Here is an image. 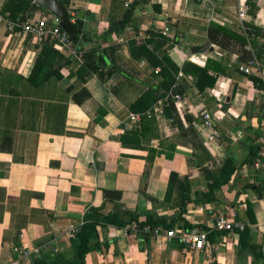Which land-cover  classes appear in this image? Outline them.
<instances>
[{"label":"crops","instance_id":"crops-1","mask_svg":"<svg viewBox=\"0 0 264 264\" xmlns=\"http://www.w3.org/2000/svg\"><path fill=\"white\" fill-rule=\"evenodd\" d=\"M29 1L0 0V13L14 24L47 19L54 27ZM61 1L84 39L54 47L62 58L42 85L28 80L41 45L0 24V264L26 248L40 249L31 264L72 257L86 212L115 206L141 222L171 221L176 237L98 227L99 250L85 264H264V0ZM90 52L104 61L83 72ZM251 60L257 66L241 72ZM167 61L178 72L166 90ZM83 89L89 97L76 103ZM150 90L164 98L132 112ZM134 130L139 141L122 145ZM225 161L234 167L230 180L207 195ZM222 214H233L247 235L213 230ZM200 230L207 246L184 250L177 237Z\"/></svg>","mask_w":264,"mask_h":264},{"label":"trees","instance_id":"trees-1","mask_svg":"<svg viewBox=\"0 0 264 264\" xmlns=\"http://www.w3.org/2000/svg\"><path fill=\"white\" fill-rule=\"evenodd\" d=\"M31 1V0H30ZM29 1V3H30ZM63 5L64 3L59 0ZM65 6V5H64ZM32 8H39L36 5L32 4ZM66 7V6H65ZM70 19L72 20L71 16ZM124 25V22L115 24V28H121ZM71 27L75 30L82 29L83 25L79 21L71 22ZM113 29V26L109 29ZM164 44V42H163ZM59 43L57 41L47 40L43 44H41L40 51L35 60L33 69L28 80L35 86L42 85L46 83L52 76L53 71H50L55 59L62 58L59 54L58 50L54 47H59ZM86 68H82V71H97L99 67V62H103L102 56H95L94 52H90L88 55L83 56ZM67 62V60H64ZM168 68H164L162 71V82L161 84L166 87V90L173 85L174 78H172L173 74H177V68L172 65V63L167 61ZM165 71V72H164ZM60 78V75H57ZM200 83V82H199ZM199 90H202V82L199 84ZM213 80H209L208 84L211 85ZM89 93L86 89L81 90L78 95H74L72 100L76 103H82L86 99H88ZM164 98V94L156 95V92L153 90L146 91L141 97H139L134 104L130 106V109L134 113L144 114L152 106L156 104L160 99ZM12 102V100H11ZM163 103V102H162ZM140 134L137 130L125 132L121 137L120 141L122 145H127L130 142L132 144L137 143L139 141ZM234 171V167L231 162L225 161L222 168L219 170L217 176L211 177V184L208 187L207 195L212 194V192L216 189H220L222 186L227 184L230 180ZM176 180V175L174 173H170V184ZM138 215L136 212H131L128 210H124L121 207L115 206L113 211L108 214H102L100 208H90L86 214L84 215L83 224L77 229L70 240L71 247L73 249L72 257H66L63 254L55 255L51 264H85V258L88 253L91 251L99 250L98 244H93V239L97 235V228L102 227L105 228L107 226H113L118 229L126 228L130 230V228L135 227L136 234L140 238L148 237L149 234H145L143 232V228H148L150 230H154L157 227L165 229L167 231L171 230L170 222L166 223L163 219H153L150 216L146 217L145 221L141 222L138 220ZM241 240L244 236L247 235L246 228L239 232ZM35 262V261H34ZM36 264V263H35Z\"/></svg>","mask_w":264,"mask_h":264},{"label":"built area","instance_id":"built-area-1","mask_svg":"<svg viewBox=\"0 0 264 264\" xmlns=\"http://www.w3.org/2000/svg\"><path fill=\"white\" fill-rule=\"evenodd\" d=\"M129 1V0H126ZM125 6H128V2L125 3ZM244 12H240L239 17H243ZM0 24H5L9 31L15 30V28H19L22 33L30 36L37 45H41L47 40H54L59 43V45L68 44L70 41L66 34L60 29V27L55 22L54 27H48L47 19L42 20H34V21H26L21 24H14L8 20H6L3 15L0 13ZM145 37H140V39H144ZM253 66H257V62L255 60H251L249 62V67H241L240 71L245 74L250 73V69ZM173 98L176 101H180L181 97L179 95H174ZM155 111L158 115L163 114L162 107L160 106V102L155 106ZM203 125L207 128H212L213 123L210 114L207 111L202 112ZM133 120H137L136 116L132 117ZM136 127H138V120L136 121ZM215 134V133H214ZM260 141L264 143V131L261 133ZM262 156L264 158V149L262 152ZM212 229L215 231H226V232H236L239 233L245 229L244 224L237 220L233 214L230 215H220L214 221ZM143 232L145 234H149L152 236L164 235L168 238L176 237L173 231H164L162 228L157 227L154 230H150L148 228H143ZM180 244L183 245V249H190L195 251L203 250L208 243V232L204 230L193 231L186 234H183L177 237ZM17 256L15 259L10 260L9 264H31L30 258L35 256L37 257L40 254L39 248H26L15 250Z\"/></svg>","mask_w":264,"mask_h":264},{"label":"water","instance_id":"water-1","mask_svg":"<svg viewBox=\"0 0 264 264\" xmlns=\"http://www.w3.org/2000/svg\"><path fill=\"white\" fill-rule=\"evenodd\" d=\"M31 3L51 14L70 42L77 43L84 39L81 29L71 27L69 11L59 0H31Z\"/></svg>","mask_w":264,"mask_h":264}]
</instances>
